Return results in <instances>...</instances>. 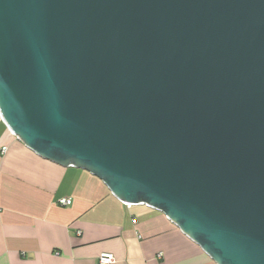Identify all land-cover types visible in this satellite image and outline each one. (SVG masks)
Wrapping results in <instances>:
<instances>
[{
  "label": "water",
  "instance_id": "obj_1",
  "mask_svg": "<svg viewBox=\"0 0 264 264\" xmlns=\"http://www.w3.org/2000/svg\"><path fill=\"white\" fill-rule=\"evenodd\" d=\"M0 115L217 264H264V0H0Z\"/></svg>",
  "mask_w": 264,
  "mask_h": 264
},
{
  "label": "crops",
  "instance_id": "obj_2",
  "mask_svg": "<svg viewBox=\"0 0 264 264\" xmlns=\"http://www.w3.org/2000/svg\"><path fill=\"white\" fill-rule=\"evenodd\" d=\"M105 252L113 264H217L164 213L122 202L89 171L44 159L0 115V264H97Z\"/></svg>",
  "mask_w": 264,
  "mask_h": 264
},
{
  "label": "built area",
  "instance_id": "obj_3",
  "mask_svg": "<svg viewBox=\"0 0 264 264\" xmlns=\"http://www.w3.org/2000/svg\"><path fill=\"white\" fill-rule=\"evenodd\" d=\"M8 150V147L4 146L2 148V151L5 153L6 151ZM73 202V200L71 198H62L58 201V203L60 205H65V206H68V205H71ZM163 256V253L160 252L158 254V259H161ZM116 261V257L114 254L112 253H108V252H105V253H102L99 258H98V262L97 264H113L114 262Z\"/></svg>",
  "mask_w": 264,
  "mask_h": 264
}]
</instances>
